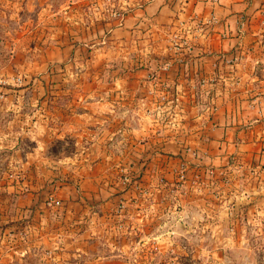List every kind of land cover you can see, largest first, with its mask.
Here are the masks:
<instances>
[{
    "label": "crops",
    "instance_id": "obj_1",
    "mask_svg": "<svg viewBox=\"0 0 264 264\" xmlns=\"http://www.w3.org/2000/svg\"><path fill=\"white\" fill-rule=\"evenodd\" d=\"M60 7L73 58L104 62L106 96L67 103V115L41 103V115L0 117V138L34 141L22 150L23 182H0V226L8 224L1 235L18 241L25 223L28 244L10 245L16 260L35 253L47 264L49 250L54 264L68 257L131 264L129 253L151 247L157 254L203 249V237L215 234L212 221L239 235L240 206L250 221H264V0H67ZM53 49L55 60L64 59L67 48ZM78 72L93 84L101 74ZM70 139L73 165L46 158L52 141ZM51 170L69 172L71 183L53 175L50 184ZM51 185L61 186L66 207L49 228L43 190ZM120 206L128 228L115 241L101 227ZM193 237L200 246L191 247Z\"/></svg>",
    "mask_w": 264,
    "mask_h": 264
},
{
    "label": "rangeland",
    "instance_id": "obj_2",
    "mask_svg": "<svg viewBox=\"0 0 264 264\" xmlns=\"http://www.w3.org/2000/svg\"><path fill=\"white\" fill-rule=\"evenodd\" d=\"M65 1L67 0H0V117L8 119L9 115L14 114L25 117H30L32 114L41 115L43 112L41 103L48 105L52 103L48 109L58 115H67L72 111L67 108V103H104L105 75L103 71L101 72L104 62L98 61L94 64L90 62V58H82L83 56L82 59L73 58L69 41L72 27L68 21L60 19L63 13L59 12L60 4ZM62 46L67 48L65 57L57 61L48 52L51 48ZM88 67L101 72L96 76L98 81L96 84L89 82L91 77L87 73L81 75L82 72H78L84 68L88 70ZM45 68L49 69L48 73L51 70L53 73L50 75L43 73ZM5 103H20V107L17 111L3 110L7 106ZM11 139L0 138V182H4L5 186H14L23 182L26 169L21 167L25 158V152L22 150L27 151L34 146V141L27 137L12 139L13 141ZM72 147L71 139L66 140V144L52 141L46 158L58 165L64 162V166H71L75 158L71 155ZM16 151H21V161L18 155H15ZM53 175L60 177L64 175L66 179L63 181L71 183L69 172L58 174L57 171H52V174L49 173L50 181L57 179ZM53 180L50 184H55ZM60 187L56 185L48 191L43 190L48 194L45 209L47 216L51 218L45 226L49 228L55 227L57 225L55 220L65 212L66 204H63V200L58 197ZM2 196L6 197V195ZM51 201H57L58 204H50ZM9 203L12 202L6 204ZM245 207L246 205L238 208L244 224V226L240 225L242 230L238 229L239 235H235V232L224 234L226 223L218 220V223L212 225V221L210 229L215 234L203 237L201 241L203 249L157 254L151 247L147 253L141 251L129 253L130 262L131 264H264V221H250ZM122 210V206L118 207L114 211L116 218H113L110 224L101 227L104 231L111 229L114 232L111 236L115 241H120L119 233L128 228L121 218ZM83 212L88 211L85 209ZM71 223L72 221L68 219L61 225L69 226ZM234 223L242 222L229 221L231 226ZM24 226L25 223L22 222L20 229L16 231L18 236L15 233L18 241L14 240L9 232L2 236L1 231L0 264H15V262L19 264L18 261H21L20 264H45L35 253H31L29 257L25 253L19 256V260H16L11 253L10 245L14 241L22 247L28 244ZM148 227H153V224ZM190 245L194 248L200 246V242L193 237L190 239ZM44 256L50 257L47 264H54L53 252L47 250ZM69 263L74 264V258L68 257L62 264Z\"/></svg>",
    "mask_w": 264,
    "mask_h": 264
},
{
    "label": "built area",
    "instance_id": "obj_3",
    "mask_svg": "<svg viewBox=\"0 0 264 264\" xmlns=\"http://www.w3.org/2000/svg\"><path fill=\"white\" fill-rule=\"evenodd\" d=\"M209 174H212V173H209ZM180 178H181V176H180ZM54 203H55L56 205L58 204L57 201H51V202H50V204H54Z\"/></svg>",
    "mask_w": 264,
    "mask_h": 264
}]
</instances>
